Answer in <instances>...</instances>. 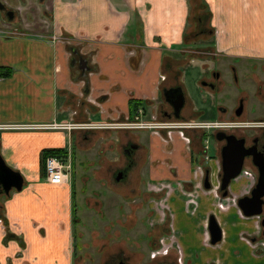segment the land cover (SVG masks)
Returning <instances> with one entry per match:
<instances>
[{"label": "crops", "instance_id": "0c3cea01", "mask_svg": "<svg viewBox=\"0 0 264 264\" xmlns=\"http://www.w3.org/2000/svg\"><path fill=\"white\" fill-rule=\"evenodd\" d=\"M0 2L15 12L11 20L0 12V67L9 69L6 76H0V154L23 174L34 193L24 189L11 196L5 210L10 221L22 225L26 257L37 256L39 264L55 260L65 264L61 254L70 231V182L77 164L78 132L51 125L121 122L136 117L138 108L142 119H173L171 107L159 101L163 87L182 85V66L174 54V59H168L166 51L173 52L172 46L180 45L189 33L187 21H196L198 27L192 24L191 31L208 32L209 45L214 43L219 50L237 57L242 51L263 52L264 0ZM79 58L86 61V71L80 68ZM200 114L181 111V120L200 121ZM187 136L191 140L188 152L177 132L165 143L147 131L93 129V145L101 143L111 154L129 145L137 147L130 157L132 178L149 172L155 182L172 180L174 169L177 179L196 185L194 179L203 167L214 180L219 160L200 154L198 134ZM47 150H63L71 157L68 184L50 186L41 179L42 154ZM166 203L174 208L170 198ZM202 205L210 211L212 201ZM1 240L0 231L2 262L6 252ZM13 251L14 247L7 252Z\"/></svg>", "mask_w": 264, "mask_h": 264}, {"label": "flooded vegetation", "instance_id": "af4514ba", "mask_svg": "<svg viewBox=\"0 0 264 264\" xmlns=\"http://www.w3.org/2000/svg\"><path fill=\"white\" fill-rule=\"evenodd\" d=\"M0 12H3V17L7 20H11L15 17V12L12 9H7L5 4L1 2ZM11 33L14 34L13 32ZM60 40L67 45L70 44L67 41L68 39L62 38ZM80 60L83 61V59L79 58V66L82 62ZM84 62L86 63V61ZM231 71L234 75L235 69L232 68ZM209 78H211L209 81L200 79L199 84L207 87L208 89L214 90L216 88L215 80L219 79V73L212 71ZM177 87H180L183 91L182 85L163 87L161 90V106L169 105L165 101L163 91ZM171 97H176V93H171L169 98ZM184 100V106L181 111L187 105V99L185 98ZM237 105L238 106L234 109L236 110L234 115L239 117L244 108V99L238 98ZM141 111L142 110L138 108L136 117L131 119L128 118L121 122L93 123V129H119L99 126L126 122L212 123L207 121H182L181 111L179 117L175 118L173 115V109L172 114L169 115V117H173V119H142ZM221 111L223 114H227L226 109H221ZM238 111H240L239 115H237ZM162 113L164 114V112ZM213 122H234L239 125L229 129H158L156 131L143 129H120L129 131H147L151 134H157L164 142L166 141L165 143H169L171 141V134L177 132V134L185 142L187 152L189 151L191 142L187 135L198 134L201 155L204 154L203 152L208 154L210 150V147L204 143H206V140L208 139L207 132H211L209 136H213V147L210 154H215L219 157V172L216 173L215 179L211 180L209 170H204L202 167L199 174L200 176H197L194 179V181L197 182L196 185L191 181L177 179L174 169H172V180L162 179L161 181L155 182L151 178V173L149 172H145L140 175L138 180L141 182L140 186H145L144 191L148 197V204L145 205V208L149 213L144 216V218L147 217V219L146 221L143 220L142 223L147 229L146 233L148 232V235L144 236L149 240H154V242H152L153 245L149 247V249H151L149 259H151L153 264H234V260L237 258L242 259L239 264H264V187L261 186L262 182H264V172H260L258 166L254 164V161H257V157L259 155L262 156L264 162V116L255 118L252 121H235L230 119L217 120ZM37 128L43 129L45 127ZM218 133H224L226 137L234 136L236 140H242V146L244 151H246L243 156L244 158L241 171L235 177L231 178L224 188H222V151L224 147L228 145V141L226 139H222L220 141L217 140L216 136ZM232 144L236 147L238 146L236 141H232ZM137 149L138 148L134 145H129L128 147L123 148L122 154L128 159L129 164L126 169L121 168L114 172L112 180H114L115 183L128 182L131 178L129 173H127L131 170L133 165L130 161V157L137 151ZM234 151L235 150L231 149L230 152L233 153ZM59 158H62L70 163L71 174V157L64 153V155L62 157L59 156ZM45 159L42 156V167L45 166ZM6 165L15 172L20 173L23 178V186L21 191L18 192L15 189H11L8 194H6L5 190L0 186V213L2 214V216H0V231L2 235L1 245L3 246V250L6 252V256H2V262L0 261V264H39L37 256L26 257L28 244L22 230V225L19 222L10 221L5 210L6 202L11 198V196L21 193L24 189L32 194L33 188L30 187L21 172L7 163ZM40 174H42L41 179L44 180V183L48 184L46 181V174L44 176V173ZM75 190L74 186L71 189L72 205L69 210L68 228L70 231L67 233L65 243L63 244L61 256L65 264H93L92 253L82 254V252L78 250L79 234L77 233V227L80 223V219L78 217V209L80 208L75 202ZM36 198L39 199V196ZM168 198L175 202L174 208L169 207L166 203ZM256 198H259L260 200L259 205H257L254 201ZM210 200L212 201L210 211H204L202 203ZM200 209L203 213H201ZM198 213L201 214L198 216V221L196 222L198 228H196L195 234L199 231V239L201 240V245L205 250L210 251V248H219L222 250L226 256L224 263L215 258H207L206 256L200 257L195 250V245L190 242V233L188 232L185 234L180 230L182 219H184L183 222L185 225H189V220L195 218ZM41 234H43L42 231ZM184 238L185 241L183 240ZM196 238H198V236H196ZM214 239H216V242L213 243L212 241ZM13 247L14 251L12 253L7 252ZM125 254H128V248ZM112 257L110 259H105L109 260L108 263L110 264H113L114 262H116L115 264H131L127 257L125 259L123 256L118 255L116 256V260L115 257ZM137 257L138 259L136 261H139L141 256L137 255ZM140 262L143 261L140 260ZM54 264H59V261L55 260Z\"/></svg>", "mask_w": 264, "mask_h": 264}, {"label": "rangeland", "instance_id": "374dc122", "mask_svg": "<svg viewBox=\"0 0 264 264\" xmlns=\"http://www.w3.org/2000/svg\"><path fill=\"white\" fill-rule=\"evenodd\" d=\"M194 23L196 26V21ZM194 23L187 21L189 33L182 39V43L187 42V44L172 46L173 52L166 51V54L170 55L168 59L174 54L176 62L179 63L177 65L181 63L182 66L179 82L182 83L187 99L182 114L201 112L197 119L207 122L230 119L252 121L264 116V51H242L239 57L229 51L224 52L214 46V43L212 46L209 45L208 32L203 34L199 30L201 33L197 35L198 28L191 31ZM232 68L235 69L234 75ZM212 71L219 73V79H214L216 84L214 90L199 84L200 79L211 80L209 76ZM238 98L244 99V108L239 117L234 115ZM159 103L162 101L160 100ZM221 109H226L227 114H223ZM72 130L78 132L74 147L77 164L70 182L72 188L75 186V202L80 208L78 209L80 223L77 227L78 250L82 254L92 253L93 264H110L106 259H110L113 255L112 258L115 257V260L118 255L125 259L127 257L131 264H153L149 259L151 252L149 247L153 245L154 240L144 236L148 235V232L146 233L147 229L142 223L147 219L144 216L149 214L145 208L148 204L145 186H140L141 182L132 177L128 182L115 183L112 180L114 172L121 168L126 169L129 164L122 151L120 152L119 149L118 152L115 149L114 154H111L110 150L106 151L101 143L95 142L93 145V128L79 127ZM210 133L207 132L208 139L204 143L210 147L208 155L213 147V136L210 137ZM212 155L219 159L218 155ZM130 171L127 173L131 174ZM172 202L175 204L174 201ZM200 211L203 213L201 209ZM201 213L189 220V225H185L182 219L180 230L185 234L188 232L192 234L190 242L195 243V250L200 257L215 258L224 263L226 256L223 251L219 248L205 250L199 239V231L195 234L198 228L196 222ZM183 240L185 241V238ZM127 248L128 254H125ZM136 254L141 256L140 260L143 262L136 261L138 259ZM241 261L242 259L237 258L234 264H239Z\"/></svg>", "mask_w": 264, "mask_h": 264}, {"label": "water", "instance_id": "95a60500", "mask_svg": "<svg viewBox=\"0 0 264 264\" xmlns=\"http://www.w3.org/2000/svg\"><path fill=\"white\" fill-rule=\"evenodd\" d=\"M80 68L86 71V66L84 61L81 62ZM171 93H176V97L169 98V95ZM163 95L165 101L172 107L174 117L178 118L180 111L183 108L185 102L184 93L182 89L180 87L166 89L163 91ZM239 113L240 111L237 112V115H239ZM216 137L217 140L219 141L222 139H226L228 141V145L224 147L222 151V157H223L222 188H224L226 187L228 181L231 178L235 177L237 174H239V172L241 171V166L244 158L243 156L245 155L246 151H244V148L242 146L243 141L236 140L234 136L226 137L224 133H218ZM232 141H236L238 143V146L237 147L234 146V144H232ZM231 149L235 151L231 153L230 152ZM254 164L258 166L260 172H264V162L261 155L257 157V161H254ZM0 186L5 190L6 194H8V192L11 189H15L19 192L21 191L23 186V178L20 175V173L15 172L9 166H7L1 154H0ZM261 186L264 187V182H262ZM259 198H256V200L253 199L257 205L260 204ZM251 214H255V213H251ZM212 242L213 243L216 242V239H214Z\"/></svg>", "mask_w": 264, "mask_h": 264}, {"label": "built area", "instance_id": "2783aa9c", "mask_svg": "<svg viewBox=\"0 0 264 264\" xmlns=\"http://www.w3.org/2000/svg\"><path fill=\"white\" fill-rule=\"evenodd\" d=\"M239 125L234 122H212V123H142V122H126L116 124H106L99 127L119 128V129H143L153 130L158 129L176 130V129H229ZM53 129H76L94 128L93 124L75 125V124H53ZM70 163L62 158L50 156L46 159L45 174L46 181L50 186H62L68 184L70 180Z\"/></svg>", "mask_w": 264, "mask_h": 264}, {"label": "trees", "instance_id": "16d2710c", "mask_svg": "<svg viewBox=\"0 0 264 264\" xmlns=\"http://www.w3.org/2000/svg\"><path fill=\"white\" fill-rule=\"evenodd\" d=\"M139 60V56L137 57V61ZM9 73V69H6V68H3V67H0V76L3 77V76H6L7 74ZM64 151L63 150H57V151H51V150H47V151H44L42 156L43 158H47V157H50V156H56V157H59V156H63L64 155ZM43 169V173H44V167H42ZM0 216H2V214L0 213Z\"/></svg>", "mask_w": 264, "mask_h": 264}, {"label": "bare ground", "instance_id": "6f19581e", "mask_svg": "<svg viewBox=\"0 0 264 264\" xmlns=\"http://www.w3.org/2000/svg\"><path fill=\"white\" fill-rule=\"evenodd\" d=\"M47 158H49V157H47ZM47 158H46V159H47ZM46 159H45V166H46ZM45 166H44V168H45Z\"/></svg>", "mask_w": 264, "mask_h": 264}]
</instances>
